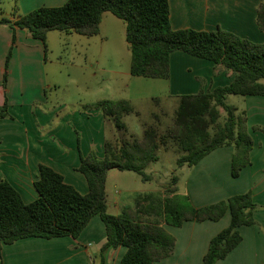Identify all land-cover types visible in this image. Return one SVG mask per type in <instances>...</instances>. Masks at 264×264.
<instances>
[{
    "label": "trees",
    "instance_id": "obj_1",
    "mask_svg": "<svg viewBox=\"0 0 264 264\" xmlns=\"http://www.w3.org/2000/svg\"><path fill=\"white\" fill-rule=\"evenodd\" d=\"M107 12L126 24L131 75L168 80L171 55L182 51L213 62L215 75L222 69L232 74L234 80L213 91L179 96L174 121L162 136L150 126L145 128L142 139L123 140L119 144L107 141L103 158L94 152L87 157L80 154L77 171L87 181V194L67 184L60 173L47 165L39 166L34 182L38 198L31 203H26L8 180H1L0 264L5 245L25 238H77L96 215L101 217L107 232L100 264H105L103 253L107 248L120 246L127 249L120 264H154L170 257L174 251L175 238L164 225L181 227L188 221H219L229 211V226L211 240L203 259V264H216L240 244L242 237L238 229L255 224V212L264 209L254 203L250 192L196 208L189 196L177 193L179 179L174 175L165 190L166 196L159 192L140 195L135 209L112 215L107 205V178L109 172L116 169L134 172L147 181L146 168L159 160L161 146L169 141L179 148L178 167H194L214 150L233 146L231 175L237 178L241 170L251 164L254 142L248 131L246 113H239L236 107L228 105L226 98L230 95L264 96V43L251 42L220 28L215 31L174 30L169 0H68L61 7L38 8L14 20L2 18L0 26L25 30L31 38L43 43L47 54L50 32L97 36ZM256 23L264 32V3L257 8ZM11 51L12 48L7 64ZM3 87H7V73ZM94 108L100 110L105 119H111L119 131H126L123 119L135 111L125 100L100 101ZM8 118L13 117L8 113L5 98L0 120ZM254 129L264 132L261 127Z\"/></svg>",
    "mask_w": 264,
    "mask_h": 264
},
{
    "label": "crops",
    "instance_id": "obj_2",
    "mask_svg": "<svg viewBox=\"0 0 264 264\" xmlns=\"http://www.w3.org/2000/svg\"><path fill=\"white\" fill-rule=\"evenodd\" d=\"M6 1L10 8L8 12H2L0 20H14L38 8L61 7L68 2ZM262 3L264 0H169L170 22L174 30L215 31L220 28L262 44L264 32L256 23L257 8ZM46 57L40 40L31 38L25 30L14 31L0 26V110L7 98L8 113L13 117L0 120V181L8 180L26 203L38 198L34 182L38 178L40 165L51 167L64 177L67 184L74 186L81 194H87V181L77 171L81 164L80 154L87 157L94 152L103 158L107 141L120 142L112 128L113 135L109 138L107 121L112 120L105 119L100 110L68 111L65 104L49 103ZM215 66L213 62L182 51L174 52L170 58L168 79L171 95L179 97L208 92L231 84L234 76L222 69L215 75ZM5 73L6 89L3 87ZM198 79H202V82ZM236 108L239 113L245 112L247 115L248 131L254 142L250 153L251 164L234 178L231 175L234 147L224 146L211 152L194 167H180L188 171L184 182L178 177L177 193L189 196L196 208L248 192L252 194L255 204L264 206V132L254 129L264 128V96L243 97V106ZM143 134L144 131L137 138L142 139ZM109 177L110 172L106 183L108 212L120 215L127 210L123 208L125 199L123 194L117 192L109 200ZM181 183H184V190H180ZM136 199L129 209H135ZM254 217L255 224L238 229L242 237L240 244L216 264H264V209L257 210ZM230 222L231 215L227 211L219 221H188L181 227L164 225L175 238L174 251L170 257L154 264H203L211 240ZM106 242L105 224L96 215L77 238H25L5 245L2 264H100L101 251ZM126 251L123 246L107 248L103 253L105 264H120Z\"/></svg>",
    "mask_w": 264,
    "mask_h": 264
},
{
    "label": "rangeland",
    "instance_id": "obj_3",
    "mask_svg": "<svg viewBox=\"0 0 264 264\" xmlns=\"http://www.w3.org/2000/svg\"><path fill=\"white\" fill-rule=\"evenodd\" d=\"M9 8L8 1L0 0V15ZM125 34V22L109 12L103 15L97 36L50 32L45 61L49 103L65 104L68 111L86 112L98 110L94 105L100 101L125 100L135 111L124 117L126 131H119L112 121H107L109 138L112 129L120 141L140 138L150 126L162 136L173 123L179 97L171 95L168 80L131 75V53ZM226 103L240 108L243 96L230 95ZM179 155L174 142L162 145L160 161L145 171L147 181L134 172L111 170L107 185L109 200L120 192L125 199L123 208L128 210L140 195L157 191L166 196L172 177L176 175L184 182L188 171L177 166ZM180 190H184V183L180 184Z\"/></svg>",
    "mask_w": 264,
    "mask_h": 264
}]
</instances>
